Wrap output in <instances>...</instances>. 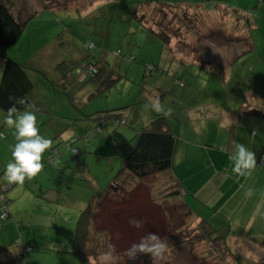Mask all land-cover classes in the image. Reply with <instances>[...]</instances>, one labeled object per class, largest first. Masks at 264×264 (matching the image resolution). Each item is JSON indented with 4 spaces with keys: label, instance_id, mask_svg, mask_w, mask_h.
I'll return each mask as SVG.
<instances>
[{
    "label": "rangeland",
    "instance_id": "obj_1",
    "mask_svg": "<svg viewBox=\"0 0 264 264\" xmlns=\"http://www.w3.org/2000/svg\"><path fill=\"white\" fill-rule=\"evenodd\" d=\"M28 1L35 7L36 15L30 19L18 42L0 46V61L4 64L8 57L29 65L26 71L32 76L34 88L28 98L35 108L30 110L37 114L40 133L55 146L54 155H62L60 165H69L62 177L67 176V183L63 182L60 191L69 194L61 198L71 204L67 211L73 214L72 232L80 211L90 202L89 197L99 188L105 190L111 182H117V178L121 183L112 185L101 201L94 200L96 213L91 244L95 247L90 246L88 250L97 254L89 257L88 263L84 260L77 263L240 264V256H235L228 246L225 248L222 243H214L201 236L197 229L198 221L182 206L181 199L172 193L177 184L170 175L161 172L136 180L121 173L122 157L133 143V139L132 142L126 140L141 125L148 123L145 118L147 113L149 119L165 111V116L172 123L178 120L190 122L187 118L193 114L194 122H199V116L196 119L195 115L202 111L201 105L208 102L205 101L208 100L205 99L206 93L211 94L218 106L227 100L228 107L236 104L240 93L245 90L254 88L264 95V53L260 52L264 45V26L258 23L261 10L257 14V4H262L264 0L247 2L249 18L254 25L252 28L240 22L236 15L210 13L197 7L155 5L145 14L150 26L157 29L158 23L167 25L171 40L170 47H166L167 53L163 54L159 37L144 21L139 22L134 17L136 7L130 0H74L75 3L67 6L68 9L57 7L55 12H50L48 8L39 11L33 0H19L14 13L23 15L20 7ZM225 1L235 4L238 0ZM130 4L132 6L129 7ZM247 38L251 39V45L254 44L252 50L246 48ZM88 43H92L91 48L85 47ZM41 47L42 50H39ZM126 56H136L137 60ZM98 57L108 61L125 76L116 81L105 96L88 99L93 86L88 81L90 73L87 66ZM61 62L70 66L69 83L64 90L56 84L60 73L55 67ZM154 100H159L163 112L157 113L149 107ZM119 108L123 110L127 122L116 125L109 120L98 127L100 131H94L97 122L86 117ZM6 115L0 111V119ZM138 119L140 122H135ZM6 126L10 130V139L15 142L14 129ZM53 129L59 131L58 136L51 134ZM67 131L73 132L72 136L81 137L74 143L75 147L82 142L91 145V148L79 151V166L73 159L76 154H72L66 146ZM89 133L92 137L86 141L85 136ZM118 136L124 139L125 146L122 148V144L113 142ZM99 138L102 142L94 151ZM13 142L2 146L4 142L0 141V150L12 154ZM43 158L44 168L55 169L46 161L45 153ZM81 162L88 167L84 172L80 168ZM42 174L40 172L32 178L43 186L48 182V187L56 190L59 175L56 173L53 175L56 179L47 180ZM53 192L50 190V193ZM78 203H81L80 208L76 206ZM130 220L141 221V227H133ZM71 234V242L75 245ZM149 234H155L166 245L163 253L138 250L135 257L130 258L129 249L134 244L143 243L153 248L157 243L149 239ZM61 235L64 234H57V239L51 237V240L65 245L68 239ZM50 252L45 254L51 255L52 262L57 255L54 250Z\"/></svg>",
    "mask_w": 264,
    "mask_h": 264
},
{
    "label": "crops",
    "instance_id": "obj_2",
    "mask_svg": "<svg viewBox=\"0 0 264 264\" xmlns=\"http://www.w3.org/2000/svg\"><path fill=\"white\" fill-rule=\"evenodd\" d=\"M83 1L80 0V2ZM130 1L133 2L139 14L149 12L158 3L189 7L197 6L201 8H207L212 4L215 5V3H218V6L239 9L234 13L238 11L241 15L246 14L248 18L250 14L247 7V2H250V0H238L235 4L226 3L227 1L225 0ZM261 3L257 4V11L261 10L260 12L262 14L260 22L258 23L264 26V2ZM68 8L65 7V9ZM57 10V7L50 8V12ZM138 10H142L143 12H139ZM208 12L216 13L212 10ZM257 14H259V11ZM258 23L257 27L260 28ZM252 27L254 25L250 21L249 28ZM250 43L251 39L246 40V46L252 50L254 44L251 45ZM42 48L39 50H42ZM164 52H166V48L162 49V54ZM260 52L264 53V45ZM113 54H115V51ZM168 54L170 53L168 52ZM134 57L137 60L136 56ZM181 57L183 58L185 56L181 55ZM98 59L103 58L98 57L96 60ZM59 64L62 65L58 67V64H56L55 69L60 73L59 70L64 69L65 62ZM2 65L3 61H0V66ZM29 76L32 80V76ZM176 79V83H178L179 79ZM59 88L64 90L66 87L62 88L60 86ZM91 93L88 99H90L89 97H93ZM206 95L205 99L208 100L205 101L208 102L201 105L202 111L195 115L196 119L199 116V122H194L193 114L190 118H187L190 122H181L178 120V122L175 121L172 123L167 118L169 129L176 137V142L173 165L165 173L170 175L176 182V189H180L177 197L181 199L182 205H184L197 221L206 218L214 228L220 229L229 250H232L235 256H240V264L241 262L242 264H264V165H258V160L264 155L263 92L255 90L254 88L245 90L240 93L237 103L229 107L227 106V100H225L223 105L218 106L213 101L211 94L206 93ZM30 109H33V106ZM251 109H256L260 113L249 114L246 112ZM164 113L165 111L161 114L165 115ZM94 115L92 113L86 117L94 120ZM156 115L154 114L147 119L149 116L147 113L145 116L146 122H150ZM4 117L2 116L0 119V141L4 142L2 146L13 142L9 137L10 130H7ZM180 119L182 118L180 117ZM135 122L140 121L138 119ZM1 131L3 134H1ZM50 132L54 137L58 136L59 133L56 129ZM72 133L67 131L65 134L67 136L66 139L71 137ZM134 135L126 141L130 142ZM80 138L78 137V139ZM117 139L113 140V142L116 141L122 144L121 148L125 146L122 142L124 139L120 138V136ZM101 142L102 140L99 138L97 141L98 145L94 151L98 149ZM13 143L15 144L16 141ZM237 144H244L255 154L256 166L246 175H238L235 173L232 162L229 159ZM73 146L75 147V145ZM52 147L51 143L50 148ZM53 148L55 149V146ZM81 148L86 150L87 148H91V145L87 146L85 142H82L78 146L76 145L77 152L73 158L77 166H79L77 161L81 157L79 153ZM48 151L49 149L45 151V159ZM43 156L42 160L44 159ZM11 159V153L3 152V149L0 150V187L7 181L1 175ZM81 163L84 164L83 169L81 168ZM81 163H79L80 168L84 172L88 167L85 162ZM60 164L61 160L60 163L54 165L55 169H46L43 166L40 171L43 173V178L47 180L48 178L56 179L55 176L53 177L56 173L59 175L58 182L56 181V190L50 189L48 182L43 186L40 181L37 183L34 178H27L26 182L12 185L4 193V198L9 201L7 204L9 215L4 219H0V264H78L77 262L82 260L75 253V245L71 242L73 214L67 211L68 207L71 208V204L66 199L61 198V196L66 197L69 194H62L60 191L67 177L62 178L66 175L64 173L66 171L65 168H69V165L63 167ZM70 181L73 183L72 180ZM65 182L67 183V181ZM111 183L105 190L111 185L115 186V184ZM42 188H44L43 191L41 190ZM50 190L55 192L50 193ZM249 190L252 191L251 196L247 195ZM93 197L94 193L89 197L90 200H88L91 201ZM2 205V201L0 200V208ZM76 206L80 208L81 203L76 204ZM64 231H68L70 234ZM57 234H64L61 236L68 239L65 245L62 242L54 241L57 239ZM51 237L54 240H51ZM51 250H54L53 253L57 255V259L52 260V262L49 258L51 255L45 254L51 253ZM73 250L74 252H72ZM232 252L230 253L233 254ZM71 255L75 256L73 257Z\"/></svg>",
    "mask_w": 264,
    "mask_h": 264
},
{
    "label": "trees",
    "instance_id": "obj_3",
    "mask_svg": "<svg viewBox=\"0 0 264 264\" xmlns=\"http://www.w3.org/2000/svg\"><path fill=\"white\" fill-rule=\"evenodd\" d=\"M19 0H0V46H10L18 42L23 32L34 15H36L35 7H32L30 2L25 6H21L23 15L15 14L14 8L17 7V2ZM32 1V0H31ZM36 2V7L41 11L43 9H50L54 7H67L70 6L71 3H75L74 0H33ZM71 1V2H69ZM144 2V1H139ZM157 5L163 7L172 4L166 3H158ZM172 6H182V5H172ZM189 7V6H187ZM197 6H195L196 8ZM201 8V7H197ZM205 10H212L214 12H221L223 14L236 15L237 19L240 22H243L245 26L250 27V20L248 16L237 13L236 8H226L222 6H218V3L212 4ZM233 9V10H230ZM30 11V13L28 12ZM240 12V11H239ZM134 17L139 21L143 22L147 25L148 19L145 13L139 14L137 11L134 13ZM195 18V17H194ZM197 21V18H195ZM195 19L192 21V26L195 24ZM159 27L156 29L149 25L151 32L155 33L161 43L162 49H165L170 43V34L168 32L167 25L162 23L157 24ZM164 25V26H163ZM243 40V39H242ZM248 40V38L246 39ZM245 40V41H246ZM92 43H88L85 45L86 48H91ZM248 48V47H246ZM129 58L128 56H126ZM133 59L135 60L134 56ZM88 64H91L95 67L96 71L93 75H90L88 78L89 83L93 86V91L91 96H103L105 95L110 87L114 85L116 81L121 79L125 74L121 73L114 66H112L109 62L103 59H98L96 61H92ZM62 64H58L60 67ZM29 65L26 62H19L15 59H11L6 57L1 74H0V110L7 113V109L15 106L17 112H21L24 110H28L32 108L31 102L28 98L30 92L34 88V83L32 82L30 76L28 75L26 69ZM70 66L68 64L64 65V69H60V78L56 82L57 85L65 88L68 81V69ZM152 68H149L151 70ZM181 84V82H180ZM19 100H23L24 103H18ZM249 114H259L260 111L256 109H251L246 111ZM93 119L97 121V127L94 131H97L98 127L103 125L109 120H113L115 124L122 123L121 120H125V114L121 108L114 109L110 111H106L105 113L95 114ZM126 121V120H125ZM125 123V122H124ZM101 128H99L100 131ZM76 136V135H73ZM72 137V136H71ZM78 137V136H77ZM67 140V139H66ZM65 140V141H66ZM77 141V140H76ZM132 142V141H131ZM176 137L170 131L167 117L163 114L156 115L150 122L141 125L140 128L136 130V134L133 137V143L131 144L128 151H126L122 157V170L121 173L125 175H129L136 180H144L147 177L156 174V173H165L169 171L173 165V155L175 148ZM74 145V144H73ZM55 149L49 148V151L46 156V161L49 159V155L52 153L55 154ZM59 162L60 163V156ZM74 159V158H73ZM49 163V161H48ZM51 164V165H57ZM50 164V163H49ZM81 168H84V164L81 163ZM5 171L2 172L3 177H5ZM7 180V179H6ZM120 178H117V182H113L115 185H121L119 182ZM129 185V183H128ZM114 186V185H113ZM112 185L106 190H98L94 197L89 202L88 206L80 211V215L75 225V229L73 231L74 243H75V253L78 254L82 261L88 263L89 257H95L96 252H90L88 247L93 246V229H94V216L95 209L93 207V202L101 201L108 192ZM6 192V191H5ZM4 192V193H5ZM174 195H178L180 193V189H174L172 192ZM8 200H3V203L6 205V217L9 215V210L7 207ZM184 207V205H182ZM197 229L201 232V236L204 239H211L213 241L222 243L225 248L227 245L225 243V239L223 234L220 232V229L214 228L212 224L206 218H202L198 221ZM95 247V246H93Z\"/></svg>",
    "mask_w": 264,
    "mask_h": 264
},
{
    "label": "clouds",
    "instance_id": "obj_4",
    "mask_svg": "<svg viewBox=\"0 0 264 264\" xmlns=\"http://www.w3.org/2000/svg\"><path fill=\"white\" fill-rule=\"evenodd\" d=\"M18 103L24 101L19 100ZM149 107L157 113L164 111L159 100L152 101ZM7 113L4 119L6 124L14 129L16 143L12 149V159L6 165V175L9 182L22 184L26 178L35 177L40 173L43 168L42 156L51 147L52 141L40 133L36 112L31 110L17 112L13 106L7 109ZM229 159L233 171L238 175H246L256 166L255 154L244 144H237ZM247 195L251 196L252 191L249 190ZM129 223L136 228L142 225L139 220H130ZM149 239L157 241L153 248H148L143 243L134 244L129 249L130 258H134L138 250L150 253L155 250L157 253H163L166 245L160 242L155 234H149Z\"/></svg>",
    "mask_w": 264,
    "mask_h": 264
},
{
    "label": "built area",
    "instance_id": "obj_5",
    "mask_svg": "<svg viewBox=\"0 0 264 264\" xmlns=\"http://www.w3.org/2000/svg\"><path fill=\"white\" fill-rule=\"evenodd\" d=\"M118 52L119 51H117V53ZM115 53H116V51H115ZM128 57L130 59H133V57H131V56H128ZM87 68H88L90 75H93V73H95V71H96L95 67L91 64H88ZM121 122L124 123L125 120L123 119V120H121ZM97 131H99V128L97 129ZM91 136H92V133L86 134L85 139L88 140L89 138H91ZM77 139H78L77 136H72L66 140V146L72 152V154H75L77 152L76 147L73 146V144L76 142ZM48 161L50 164H56L59 162V157L52 153L51 155H49ZM258 165H264V155H262L261 158L258 160ZM5 176H7L6 171H5ZM10 186H12V182L8 181L0 187V189H1L0 190V200L2 201V204H3L2 207L0 208V219L6 218V212H5L6 205L3 203V200H5L4 192L7 191L10 188ZM17 243H18V241H17Z\"/></svg>",
    "mask_w": 264,
    "mask_h": 264
},
{
    "label": "water",
    "instance_id": "obj_6",
    "mask_svg": "<svg viewBox=\"0 0 264 264\" xmlns=\"http://www.w3.org/2000/svg\"><path fill=\"white\" fill-rule=\"evenodd\" d=\"M5 178L7 179V176H5ZM7 182H8V179H7ZM15 184H18V183H13V182H12V185H15Z\"/></svg>",
    "mask_w": 264,
    "mask_h": 264
}]
</instances>
